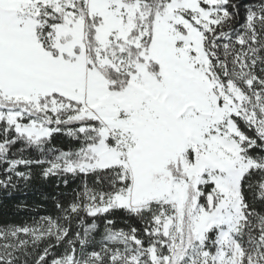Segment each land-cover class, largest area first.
<instances>
[{
    "label": "snow or ice",
    "instance_id": "6c2138e0",
    "mask_svg": "<svg viewBox=\"0 0 264 264\" xmlns=\"http://www.w3.org/2000/svg\"><path fill=\"white\" fill-rule=\"evenodd\" d=\"M0 264H264V0H0Z\"/></svg>",
    "mask_w": 264,
    "mask_h": 264
},
{
    "label": "trees",
    "instance_id": "16d2710c",
    "mask_svg": "<svg viewBox=\"0 0 264 264\" xmlns=\"http://www.w3.org/2000/svg\"><path fill=\"white\" fill-rule=\"evenodd\" d=\"M22 218H24L22 215L13 217V216L8 215L6 211L0 212V220H10V219L20 220Z\"/></svg>",
    "mask_w": 264,
    "mask_h": 264
}]
</instances>
